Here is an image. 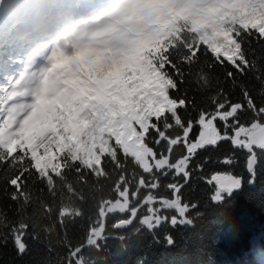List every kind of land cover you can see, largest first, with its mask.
Masks as SVG:
<instances>
[{
    "label": "snow or ice",
    "instance_id": "6c2138e0",
    "mask_svg": "<svg viewBox=\"0 0 264 264\" xmlns=\"http://www.w3.org/2000/svg\"><path fill=\"white\" fill-rule=\"evenodd\" d=\"M118 14L132 32L156 36L175 33L184 24L200 42L177 49L142 41L127 50L61 56L55 68L69 71L61 91L52 99H41L21 131L0 142V150L7 153L0 161L10 168L31 161L14 177L5 175V191L12 189L8 196L14 202L26 199V174L34 169L47 176L45 170L53 169L59 159L57 148L63 153L76 145L77 151H86L83 138L93 136L95 125L102 139L118 145L120 155L131 158L146 174L133 175L134 183L122 178L121 215L112 227L138 221L151 232L165 223L190 225L186 218L190 206L183 202L182 189L192 179V163L199 152L225 141L245 151L249 183L264 166V156L257 152L264 153V64L260 63L264 56H257L254 47L255 42L264 50V0H127ZM217 65L223 73L217 74ZM241 77L257 81L260 88L254 92ZM249 112L256 119L242 122V115ZM178 150L183 154L174 158ZM215 162L232 166L238 161L229 154ZM208 163L210 158L205 157L195 170L202 173ZM170 175L164 184L163 178ZM205 183L215 185L211 198L219 202L242 187L243 177L213 172ZM162 188L171 198L160 194ZM22 208L15 219L0 209V243L11 240L21 256L28 251L29 229L34 227ZM167 211L176 215L169 217ZM165 239L169 246L174 243L170 235Z\"/></svg>",
    "mask_w": 264,
    "mask_h": 264
},
{
    "label": "trees",
    "instance_id": "16d2710c",
    "mask_svg": "<svg viewBox=\"0 0 264 264\" xmlns=\"http://www.w3.org/2000/svg\"><path fill=\"white\" fill-rule=\"evenodd\" d=\"M13 1L0 0V34L5 31L0 36L1 72H6L7 66L15 61L11 56L15 51L11 42L19 40L18 27L37 17L35 11L41 6L39 1H31L27 6L30 16H27L21 6L25 3L13 5ZM156 39L160 42L157 46H175L177 49L200 42L184 24L170 37ZM8 47L12 48L4 54ZM254 47L257 56H264V50L255 42ZM260 63L264 64V59ZM216 71L221 74L224 69L217 65ZM1 72L0 81L8 80L9 76ZM240 79L254 86V92L260 88L255 80L248 77ZM236 91L238 93L239 90ZM241 119L250 123L256 117L249 112ZM92 131L95 132L92 137L83 138L86 151H77L76 145L66 148L63 153L57 148L59 159L53 169L45 170L47 176L34 169L26 174L28 184L24 187L27 198L20 203L9 199L8 193L12 189L5 191L7 185L4 178L5 175L12 178L19 170L29 168L31 161L25 159L15 168L0 161V209H7L9 218L15 219L17 209L23 205L24 214L31 218L27 222L34 225L29 229L28 251L23 256L16 252L11 240L7 244L0 243V264H140L141 261L144 264H212L213 261L217 264H264V166L258 169L255 182L249 183L245 151L235 149L225 141L218 148L198 153L192 163V179L182 189L183 202L190 206L186 213V218L192 221L190 225L171 226L165 223L150 232L137 221L132 231L119 234L112 225L120 214L113 213L105 219L102 214L111 204L119 201V191L124 187L120 183L122 178L124 183H134L131 180L133 175L146 174L131 158L120 155L118 145L102 139L103 133L96 130L95 125ZM113 146L117 149L115 153H105V147ZM181 154L183 151L178 150L174 158ZM229 154L235 155L238 161L235 165L215 162ZM258 154L264 156V153ZM6 155L0 150V157ZM73 156L77 157L75 161ZM205 157L210 158V163L205 165L202 173L197 172L196 164L203 162ZM213 172H231L242 176L241 190L231 196L225 195L222 201L212 200L215 185L205 183V177H210ZM170 179L171 175L163 178V183H168ZM179 179L183 182L182 178ZM118 184L120 188H117ZM160 194L171 198L166 188H162ZM193 204L196 207H191ZM143 214L145 209L141 210ZM166 215L171 217L176 213L167 211ZM227 233L232 235V240L226 238ZM169 235L174 241L171 246L165 239Z\"/></svg>",
    "mask_w": 264,
    "mask_h": 264
},
{
    "label": "rangeland",
    "instance_id": "374dc122",
    "mask_svg": "<svg viewBox=\"0 0 264 264\" xmlns=\"http://www.w3.org/2000/svg\"><path fill=\"white\" fill-rule=\"evenodd\" d=\"M105 1L111 2L110 0H85L80 6V9L82 10L86 8L84 10V14L86 15L84 17V21L80 20L79 23L78 21L71 22L70 20L68 28H65L68 22L60 28L67 30L69 28L74 29L77 28L78 25L85 24L94 19V17L102 15L105 12V5L101 4H104ZM117 1V4L113 5L112 11L108 13L110 21L108 28L95 32L86 45L78 46L74 51L73 42L71 40L65 41L68 47L72 48L69 50H66L68 48L67 46H63L61 43H58L55 46V52L52 55L54 64L51 66L49 64L46 66L42 65V67H39V59L43 61L45 59V55L41 54L42 49L38 50L37 45H34V49L30 48L24 50L23 56L11 72L10 69L7 70V72L10 73V76L14 77L15 80L2 84V88L6 89V98L3 97L0 101L1 106L5 109L4 112L0 113V142L13 138L16 133L21 131L24 126V122L29 119L41 99H52L59 93V91H61L65 78L69 76V73L61 70V68H55L61 56L72 57L78 52L85 51L127 50L133 47L135 43L142 41H149L150 43L158 45L160 42L156 38L170 37L174 34L160 33L156 36H151L148 33H135L130 31V26L124 18L118 14V10L126 5L127 0ZM94 7H97V9H94ZM93 10L94 12H91ZM69 16L75 17L73 15V9L69 12ZM63 34H65L64 31L60 34V36ZM121 36L125 37V43L119 42ZM44 42L50 43V40L39 43L42 44ZM11 48L12 47H8L4 50V54H7ZM2 70L3 66L0 65V72ZM1 82L2 81H0V83ZM9 102L10 106H8ZM57 155L58 153L56 152V156ZM238 190L240 189L233 190V192ZM120 204V199L117 203L111 204L105 213L102 214L103 219L113 213H119L118 209Z\"/></svg>",
    "mask_w": 264,
    "mask_h": 264
},
{
    "label": "bare ground",
    "instance_id": "6f19581e",
    "mask_svg": "<svg viewBox=\"0 0 264 264\" xmlns=\"http://www.w3.org/2000/svg\"><path fill=\"white\" fill-rule=\"evenodd\" d=\"M108 6H111V4H109ZM96 7H94L95 9ZM94 12V11H93ZM101 13V12H100ZM109 13V12H108ZM108 13L104 12L102 15H99V16H96L94 17V19H92L91 21L85 23V24H81V25H78L77 28H69L66 32V37H62L59 41H57L58 43H61L63 46H67V43L65 42L66 40H71L73 42V48H74V51L76 50V48L78 46H81V45H86L87 42L89 41V39L91 38V36L98 30H102L106 27L109 26V18H108ZM81 21H84V18L81 19ZM68 24H70L69 22L66 24L65 28H68ZM18 34L21 36V33L20 31H18ZM64 35V34H63ZM83 37V38H82ZM43 42V41H42ZM50 44L51 43H48V42H44V43H40L39 45L40 46H46V47H43V49L41 50V54L44 55L47 51V47H50ZM69 49H72L71 47H68L66 50H69ZM41 59H39V67H42L41 65ZM48 64L51 66L54 64V61H53V58L51 57ZM34 66V65H33ZM66 73H69L68 70H65L63 69ZM191 232L193 233L194 232V229L192 228L191 229ZM190 232V233H191ZM226 238L232 240L233 237L230 233H227L226 235ZM192 242L193 239H191ZM202 241H206L205 239H202ZM261 245V244H260ZM261 247V246H260ZM256 248L258 249V247L256 246ZM261 249V248H260ZM211 255V254H210ZM209 256V255H208ZM213 258V255L212 257ZM264 260V259H263ZM212 264H217V262L213 261Z\"/></svg>",
    "mask_w": 264,
    "mask_h": 264
},
{
    "label": "water",
    "instance_id": "95a60500",
    "mask_svg": "<svg viewBox=\"0 0 264 264\" xmlns=\"http://www.w3.org/2000/svg\"><path fill=\"white\" fill-rule=\"evenodd\" d=\"M258 152H261V150L257 149ZM133 228L132 225H129V224H121L120 226L116 227L115 228V231L117 233H125V232H128L130 231L131 229Z\"/></svg>",
    "mask_w": 264,
    "mask_h": 264
}]
</instances>
